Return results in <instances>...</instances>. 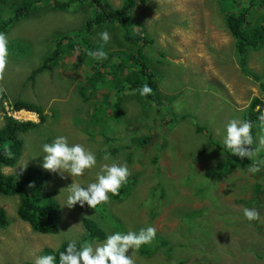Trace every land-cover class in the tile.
I'll list each match as a JSON object with an SVG mask.
<instances>
[{
  "label": "rangeland",
  "instance_id": "374dc122",
  "mask_svg": "<svg viewBox=\"0 0 264 264\" xmlns=\"http://www.w3.org/2000/svg\"><path fill=\"white\" fill-rule=\"evenodd\" d=\"M110 1L117 6L122 0ZM9 3L16 5L18 0ZM249 3L250 0H229L224 6L223 0L137 1L132 12L134 22L126 31L129 29L134 38L141 29L142 37L150 41L131 42L124 37L116 46L110 38L106 49L112 48L119 54L118 51L141 44L160 90L175 96L170 103L160 106L155 102L142 106L130 88H113L114 79L128 69H115V75L114 67L110 73L109 68L99 65L100 71H109L99 79L101 86L82 91L77 80L94 70V59L88 58L89 64L86 57L79 61V48L62 59L61 67L38 73L33 82L27 79L52 48L54 34L71 32L73 21L79 23L78 28L84 17L91 15L92 7L87 1H75L65 11L52 10L42 2L44 10L37 4L41 10L38 15L19 19L8 28L7 63L0 77V126L11 113L10 105L15 99L40 105L46 121L19 133L22 155L15 166L3 169L18 175L32 162L39 163L49 174L45 189L58 190L61 214L57 233L33 232L29 223L17 215L19 197L1 195L0 205L9 224L0 228V264L33 262L44 247L57 249L65 240L78 244L92 242L94 246L102 242L83 239L82 214L92 218L107 235L155 227L156 238L151 245L126 253L136 264H264V153L257 138L264 127L258 126V136L248 146L254 155L250 159L239 158L243 163L231 172L223 169L220 173L215 168L230 158L229 150L222 149L220 155L204 153L210 146L209 134L199 136L190 119H181L184 114H192L193 109L197 125L221 139L224 125L230 119L243 117L244 108L249 112L251 99L261 95L259 82L245 75L240 62L245 59L247 69L259 75L264 84V41L257 49L239 54L234 49L236 39L226 29V14ZM1 7L0 19H6L9 14L6 7L0 4ZM90 37L96 40L100 33ZM9 41L19 44L20 52L9 51ZM121 56H112L111 64L122 61ZM67 75L74 80H68ZM84 93L89 97L87 102L83 100ZM102 98L107 105L100 103ZM93 106L98 107L99 121L87 112ZM21 109L30 115L34 113ZM169 118L171 121H167ZM61 134L70 143L83 144L96 154L98 166L85 171L86 182L94 178L99 165L113 161L127 163L131 175L117 194L121 195L119 199L109 193L108 202L95 208L85 204V210L63 205L72 178L67 174L61 178L41 166L42 145ZM105 136L109 138L107 141ZM143 137L146 141L141 140ZM257 148L260 150L256 151ZM105 152L111 156L109 161L103 159ZM209 167L217 171L210 172ZM252 167L259 170L253 173L249 171ZM188 183L196 184V188ZM245 207L255 208L259 220H246L242 215ZM170 233L172 242L168 238ZM164 234L168 245L161 243Z\"/></svg>",
  "mask_w": 264,
  "mask_h": 264
},
{
  "label": "trees",
  "instance_id": "16d2710c",
  "mask_svg": "<svg viewBox=\"0 0 264 264\" xmlns=\"http://www.w3.org/2000/svg\"><path fill=\"white\" fill-rule=\"evenodd\" d=\"M0 1L1 6L6 7L5 11L9 14L6 19H0V32L5 34L8 33V28L19 19L38 15L41 10L37 8V4H39L44 10L42 2L50 5L51 9L60 11H65L69 5L75 1H87L92 7L90 10L91 15L84 17L81 26L76 28V25L79 23L76 24V22L73 21L74 30H71V32L62 31L54 34L55 40L53 41L52 48L48 50L47 54L43 57L42 62L32 70L27 78L28 80L33 82L38 73L52 69L56 66L61 67L62 59L66 56H70V52L78 48L81 49L79 50L81 54L79 61L86 57L87 64H89L87 60L90 58L88 55L89 51L94 52L102 50L107 54L106 58L103 59L102 62L94 60L92 63L94 70L87 77H83L82 80H77L78 83L81 84V90L84 88L92 91L95 89L97 90L102 82V80L99 79L103 78L104 73H109V71L112 73V68L114 67L113 74H115V69H128V72H125L121 77L117 76L114 79V83L111 82L114 89L124 90L125 87L130 88L129 90H132L137 95V100L140 102L143 101L142 98H149L158 106H160V104H167V102L170 103L174 99V94H166L160 90L158 80L154 77L150 68L152 63L143 52L141 44H137L136 48H129V50L126 51H118L119 54H117L116 51H112V48L107 50V45L101 40V38L93 40L90 37L91 34L93 36L102 33V31H108L111 33L110 38L115 45L124 37L131 42H136L137 40H143L145 43L149 42L150 40L148 38L142 37L143 31L141 29L136 32L134 38L130 36L129 29L126 31V27L134 22L132 12L137 1L144 2L146 0H122L121 4L117 6H115L110 0H18L16 5L10 4V0ZM11 1L14 2L15 0ZM227 1L229 0H223L224 6H226ZM83 4L84 3H79L77 5L83 6ZM2 10L3 8L1 7L0 11ZM235 10V12H230L225 16L227 24L226 29L228 33L236 39V42L234 43L235 52L243 54L246 53L248 49H257L264 41V21H262L264 20V0H250L248 5H243L239 10ZM252 19L255 21L252 22ZM119 33H121V37ZM13 49L20 52L22 47L17 43H10L9 41V51ZM134 50H136L135 53ZM121 54L123 55L121 56L123 60L119 61L118 64L117 62L111 64V57ZM99 65H101L102 68H109V71H100L98 67ZM240 66L242 69H246L247 61L243 59L242 62H240ZM246 70L250 72L255 79L260 78L254 71ZM66 77L69 78L68 80H74L72 75H67ZM143 85H148L152 89V92L146 96H141L139 92ZM83 100L84 102L89 101V97L86 96L85 93L83 94ZM100 103L104 104V106L107 105V102L103 101V98L100 100ZM118 105L119 102H116L115 106ZM142 106H144V104ZM257 106L259 108L264 107V94L261 98H253L249 104V112L247 108H244L246 113L240 118L242 120L247 118L248 121L252 122L253 127L251 133H253V128L258 129L260 123L264 125V115L260 112V109L254 110ZM13 107L15 109L26 108L36 111L39 114L40 121H45L43 108L40 105H36L34 102L15 99L13 100ZM157 108L160 109L159 107ZM98 111V107L94 108V106L93 109L89 108L87 110L88 114L93 115L96 121H99L101 117ZM196 115V111L192 109V114H184L182 115V119H190L191 125H193V131L196 134H199V136L204 138V135L209 134L210 146L203 150L204 153L209 152L211 155L219 153L218 155H220L221 150L226 149L221 142L222 136L221 139H219L213 132L208 133L203 126H198ZM170 120L171 118L167 121ZM35 126L36 123L34 122L19 121L10 116L4 117V123L0 126V196L17 195L19 197L16 211L18 217L28 222L33 231L54 234L59 231L61 205L56 196L58 190H47L44 188L45 182L49 179V174L41 169L37 162H32L24 172L18 175L15 173H4L2 171V166H15L22 155L23 141L19 133L26 132ZM186 134L189 136V133ZM255 136L257 137L258 134L254 135L253 139H255ZM259 137L257 138L260 147V140L264 138V132H260ZM105 139L107 141L109 138L105 136ZM144 140H146L145 137ZM260 148L263 149L264 153V148ZM228 153L230 158H227L224 161L221 160L223 162L218 164L215 168L219 169V171L221 170L220 173H222L223 169H228V171L231 172L234 167L239 166L241 162L243 163V160L239 159V157L232 155L230 151H228ZM235 160H237V162L234 163ZM246 161H248V159ZM215 169L210 170L209 167L210 172L217 171ZM208 174L210 173L208 172ZM77 182L84 183L86 181L83 176L72 177V183ZM158 183L161 185L159 181ZM188 184L191 187L194 186L192 188H196V184ZM162 187L166 189L165 186ZM117 197V195L113 196L114 199ZM73 208L85 210L86 205L80 206L77 204L76 206H73ZM81 222L83 223L82 225L86 233H84V239L94 238V240H103L107 236L106 232L100 228L92 218H89L88 215L82 214ZM8 224L9 219L4 208L0 205V228H5ZM171 235L172 234L170 233L168 238L172 242ZM165 237H167L165 234L161 236V243L168 245ZM68 242L69 241L65 240L59 247H57V249L53 247H44L41 251V255L52 254L55 250L58 264L59 252L64 250V247ZM80 245L81 244H77L78 247ZM24 264H33V262L25 261Z\"/></svg>",
  "mask_w": 264,
  "mask_h": 264
},
{
  "label": "clouds",
  "instance_id": "9594fccd",
  "mask_svg": "<svg viewBox=\"0 0 264 264\" xmlns=\"http://www.w3.org/2000/svg\"><path fill=\"white\" fill-rule=\"evenodd\" d=\"M100 38L103 42L107 43L110 40V35L107 31H104L100 33ZM88 55L94 60H103L106 58L107 54L102 50H97L94 52L89 51ZM7 56L8 38L5 33L0 32V77L3 76L7 63ZM246 69H242L245 75L254 78ZM256 81L259 82L262 93L260 96L253 98H261L264 94V84L260 82V78L256 79ZM151 92L152 89L148 85H143L139 94L141 96H146ZM142 100L144 105L145 103L154 102L149 98H142ZM4 104H6V102H4ZM10 108L12 111L8 116L16 120L34 122L36 126L46 121L41 122L39 114L36 111L30 115L27 112H23L21 108L15 109L13 104L10 105ZM259 109L264 115V107L259 108L257 106L254 110ZM259 126L264 127L261 123ZM252 127V122L248 121L247 118L245 120L239 118L230 119L223 128L221 141L223 146L229 150L232 155L241 159L245 157L250 159L254 155V152L253 149L248 146L253 145V136L256 135L257 131V129L253 128V133H251ZM141 140H144V137ZM260 147L264 148V138L260 140ZM259 150L260 148L256 149V151ZM41 151L42 168L57 173L61 178H65V174L71 178L81 177L85 174L86 170L96 169L98 166L97 157L93 151L87 149L83 144L70 143L66 135H56L51 142L42 145ZM111 152L114 153L115 151ZM103 159L109 161L111 159L110 154L105 152ZM3 167L10 169L12 166H2V171L6 173ZM258 170L259 169L256 167L249 169V171L253 173ZM7 173H11V171ZM130 175L131 173L126 162L120 163L113 161L111 163L99 165L92 180L84 183H70L67 186V190L64 193L63 205L72 208L77 204L80 206L87 204L89 207L95 208L97 205L108 202L109 193L113 196L119 194L122 185L127 182ZM120 196L116 199H119ZM242 215L250 222L259 220L260 218V214L255 208H243ZM156 233V228L152 226L141 227L135 231H114L95 246L92 242H86L78 247V243H76L75 240H71L66 244L64 250L59 252L58 264H136L134 258L131 255H126V253L129 249L139 250L141 246L151 245L156 238ZM33 264H57L55 250L52 254H40L35 256Z\"/></svg>",
  "mask_w": 264,
  "mask_h": 264
}]
</instances>
